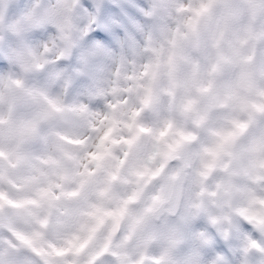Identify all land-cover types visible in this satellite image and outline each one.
Segmentation results:
<instances>
[{"label": "clouds", "instance_id": "9594fccd", "mask_svg": "<svg viewBox=\"0 0 264 264\" xmlns=\"http://www.w3.org/2000/svg\"><path fill=\"white\" fill-rule=\"evenodd\" d=\"M0 264H264V0H0Z\"/></svg>", "mask_w": 264, "mask_h": 264}]
</instances>
